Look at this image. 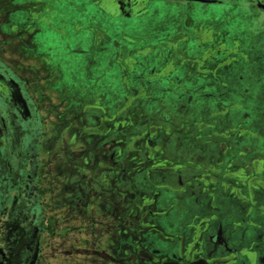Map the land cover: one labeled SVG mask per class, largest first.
<instances>
[{"label":"flooded vegetation","instance_id":"flooded-vegetation-1","mask_svg":"<svg viewBox=\"0 0 264 264\" xmlns=\"http://www.w3.org/2000/svg\"><path fill=\"white\" fill-rule=\"evenodd\" d=\"M163 1L177 4L186 11V25L177 31L183 32L172 40L158 39L150 44L141 43V48H136L140 47L139 44L135 46L139 36L118 33L117 39L108 25L122 18L137 19L146 14L152 0H84L88 9L81 11L82 19L74 22L73 27V32L80 33L76 36L79 42H69L65 52L68 55L73 52L90 54L93 57L90 61L78 63L91 69L97 63L104 64L105 70L88 81L91 98L83 99L82 104L80 99L70 97L68 87H61L64 71L58 56L60 47L45 50L36 41L39 33H51V30L59 31L61 38L72 37L66 32L65 13L57 9L56 15L50 17L43 13L34 15L43 6L56 9L62 0H0V32L5 36H17L18 26L26 33L31 29L29 37L35 43L37 54H46L49 58L50 67L43 86L48 90L50 103L42 110L43 104L36 103L34 114L37 119H42V113H55L57 121L51 132L57 135L58 152L63 156L59 159L67 161L68 166L69 161L63 153L66 148L73 153L68 157L75 164L72 172L74 175L81 173L83 178L74 180L77 188L88 193L89 198H100L105 206L103 210L108 214L110 224L106 228L104 254L97 247L93 248L91 259L94 264H264V152L251 155L246 146L237 142L244 133L260 135L244 128L240 121L232 124L226 113H220L225 111L222 109L191 121H180L177 127L188 130L186 137L190 150L183 164H178L182 161L169 156V148L165 145L169 138L166 131L177 128L175 123H170L171 120L150 121L147 113L140 110L135 115L131 108L137 100L138 103L156 99L163 102L169 95V89H164L168 77L175 88L182 90L180 78L173 79L179 64L186 63L188 75L192 74L190 78L196 80L197 75L207 76L223 65L249 57L243 38L232 37L219 14L211 13L227 0ZM233 1L240 7L250 5L254 12L264 17V0ZM37 2L41 4L40 8ZM180 41H189L201 49L194 55L177 54L172 45ZM165 46L168 53L163 55L162 47ZM177 56L179 59L175 60ZM130 58L132 66L128 62ZM114 67L127 95L123 106L110 110L109 100L105 99L111 82L109 78L104 80L105 83L101 79ZM163 71L168 73L158 76ZM25 78L24 85L28 86L29 81ZM157 82L161 83L158 85ZM2 96L0 93V98ZM32 100H28L29 104ZM4 102L7 113L6 117L0 113V134L6 131L16 137L24 135L29 143L20 141L19 163L15 169L10 164H2L0 156V264H43L45 236L54 227L53 217L44 215V210L38 207L39 195L44 192L38 185L39 137L33 142L30 126L25 125L31 122L29 115L32 113H19L18 105L9 98ZM77 105L87 109L98 107L103 114L92 121V127L78 125V132L73 134L67 132L76 124L69 113ZM152 108L155 113H161L154 105ZM133 125L136 126L134 130L131 129ZM33 127L37 135L47 130L43 122ZM197 128L212 131L213 135L199 134L198 137L202 136L207 143L214 138L218 156L209 157L206 151L199 152L200 143L191 142L197 135ZM84 133L93 135L95 147L89 149L80 144ZM137 134L142 136L136 147H132L130 143ZM14 142L17 145V138ZM24 147L28 151L25 152ZM41 172L48 174L44 167ZM135 181L141 183L142 190L135 193L132 188L130 193L126 192L130 200L118 196L113 204L104 194L107 190L114 193L120 188L126 190ZM97 186L99 192L94 189ZM162 193L165 199H162ZM173 198L184 200L173 202ZM169 213L181 226L180 235L174 234L177 228L171 230L176 224L168 217ZM161 218L166 220L169 232L158 225ZM177 237L185 240L184 247L179 250L171 248Z\"/></svg>","mask_w":264,"mask_h":264},{"label":"rangeland","instance_id":"rangeland-1","mask_svg":"<svg viewBox=\"0 0 264 264\" xmlns=\"http://www.w3.org/2000/svg\"><path fill=\"white\" fill-rule=\"evenodd\" d=\"M236 2L227 0L224 5L218 6V9L211 13L217 12L219 14V19L225 21V29L230 32L232 37L243 38L244 49L249 56L248 60L241 59L228 65H223L215 73L207 76L197 75L194 77L196 80L190 78L192 74L188 75V66L186 63L179 64L174 71L173 79L180 78L182 90L175 88L174 84L170 82L171 78L168 77L166 78L167 83H165L164 89H169L167 91L169 95L163 102L160 99H156L152 102L143 100V103H138L139 100H137L131 108L135 111V113L133 112L135 115L138 112L140 113L141 110L144 111L141 113H147L149 115L147 118L150 121L155 120V122L159 123L162 120H171L170 123H175L176 127L177 124H180V121H191V119H195L206 113L221 109L225 110L220 113H226L228 121L232 124L240 121L243 123L244 128H250L260 135V137H255L252 134L244 133L237 140L238 145L246 146L249 149L247 151L252 155L254 153L264 152V17L254 12L249 7L250 5L240 7V4L238 6ZM19 5H21L20 1ZM36 5L40 8L41 4L37 2ZM84 8L88 9L84 5V0H62L61 5L57 6L56 9L54 6H43L41 8L42 11L39 10L40 12L36 11L34 13V15L43 13L50 17L51 15H56L55 10L58 9L60 13L66 14V26H68L66 32L72 37L68 38L67 36L66 38H61V35L58 33L59 31L51 30V33H39L36 41L39 42V47L45 50L50 47H60L58 56L62 59L61 65L64 71L61 87H68L70 97L72 99L74 97L77 100L80 99L81 104L83 99L87 100L91 98V96L89 97L90 87L87 85L88 81H91L94 77L97 78L105 70L103 69L104 64L97 63L94 65L95 68L91 69L87 68L84 63H78L80 61H90L93 58L90 54L73 52L68 55L65 52V46L69 42L73 40H76L75 43L79 42L76 36L80 33L76 34V31L73 32V27L74 22L82 19L81 11ZM186 16V11L177 4L163 0H152L150 9L146 14H143L137 19H119L115 23H109L108 28L115 33L117 39H119V36L117 37L118 33L122 35L128 32V35L139 36L140 39L136 42L135 46L138 44L140 46L141 43L148 42L150 44L152 41L158 39L163 41L172 40V38L183 32L178 33L177 31L180 26H183L182 28L184 29L187 21ZM20 28L18 26L16 30L17 36L15 34L5 36L0 32V93L3 95L0 98V113L2 116H5L7 113V105L4 100L6 98L11 99L18 105L17 109L19 113H32L29 115L31 122L25 125L28 128L30 126L32 131L30 136H33L31 138V140H34L33 142L36 141L37 136L39 137L38 160H36V163L39 168L38 185L44 192L39 195L40 205L38 207L44 210V215L53 217L54 227L45 236L46 256L43 258V264H94L93 259H91L92 253H94L93 248L97 247V250H101L99 252L103 253L102 249L105 248L107 238L106 228H109L110 220L106 211L103 210L105 206L103 207L104 204L102 205L100 198L97 200L95 198H89L87 196L88 193L84 194L80 192L77 188L78 186L74 183L75 179L83 180V178L81 173L74 175V172H72L75 164L68 157H72L73 153H70L67 148L64 152L65 154L63 153L67 158L66 160L69 161L68 166L67 161L64 162L59 159L63 156L58 152L60 148L57 135L55 136L51 132L52 126L54 128L57 121V116L54 115L55 113H42L44 115V118H42L44 121L41 118L37 119L35 117L36 113L34 111L36 103L40 106L43 104L41 108L39 107L41 110L45 106L48 107V102L50 103L48 90H44L45 85L43 86L50 67L49 58L46 54H37L35 43L29 37V33L32 32L31 29L26 33L24 28L23 31H20ZM21 32L24 34L23 36H21ZM130 39L136 40L135 38ZM172 46L173 51H176L177 54L179 52H187L188 55H194L201 49L189 41H180ZM136 48H141V46ZM166 49H168L166 46L162 47L163 55L168 53ZM94 55L92 54V56ZM177 59H179L178 56L175 57V60ZM128 62L132 66L131 58L128 59ZM115 69L116 67L112 68L101 79L105 83L104 80L109 78L111 82L108 87V97L105 99L106 101L107 98L109 100L110 110H115L119 105L123 106L126 100L125 96L127 95L121 85V81L118 80V73ZM191 71L194 72L193 69ZM166 73L168 72H159L158 76ZM25 77L29 81L28 86L24 85ZM157 83L159 85L161 82ZM31 99L37 102L32 100L29 104L28 100L31 101ZM153 105L161 113H155V110L152 108ZM20 110H23V112H20ZM158 110L156 112H159ZM71 112L69 113L70 118H74L76 124H73L75 127H72V125L67 132H72L73 134L78 132L79 126L92 127V121H96L103 114L98 107L87 109L81 106L79 107L78 105ZM165 114L169 116H165ZM41 120L47 130L43 133L41 132V135H37V132L33 130V126H36L39 122L41 124ZM135 128V125L131 127L132 130ZM166 132L169 138L165 140L167 142L165 145L169 148V156L171 155L181 160L182 162L178 164H183V161L187 158V152L190 150L189 138L186 137L188 130L177 127L175 129L170 128ZM196 132L197 135L190 141L200 143L202 148L199 152L206 151L209 157L218 156L220 153L215 147V139L212 138V141L207 143L202 137L203 135L205 137L207 134L213 135L211 133L212 131L208 128H197ZM199 134L202 136L198 137ZM141 136L140 134L135 135L136 139L130 145L136 147L135 145L137 141L139 142ZM159 137H161V134H159ZM16 138L18 140L17 145L14 142ZM20 141L21 143L28 142L24 135H18L16 137L14 134H8L6 131L0 134V156L2 158V164H10L13 169L18 167ZM95 141L93 135L88 133H84L81 140H79L80 144H84L89 149L92 146H96ZM24 151H28L26 147H24ZM42 167H44L48 174L44 175L45 171L44 173L41 172ZM5 168L8 170L7 166ZM98 182H101V180L98 179ZM129 185L133 186L130 187ZM129 185V188L126 190L120 188L119 192L115 190V193L107 190L104 194L113 204L118 200V196H120L119 198L126 197L127 200H130L126 196V192L130 193L133 188V192L138 193L142 190V186L139 181H135ZM98 187H94V189L99 192L100 189ZM218 196H220V193ZM162 199H165V195H163ZM176 199L184 200L180 198H173L171 200L175 202ZM168 217L174 220L176 224V227L171 230L173 231L177 228L178 231L174 234L180 235L182 228L177 224L174 215L169 213ZM165 223L166 220L164 221L161 218L158 225L163 231L169 232ZM92 242L97 243V245H94ZM184 243L185 240L181 241L177 237L174 239L171 248L179 250L184 247Z\"/></svg>","mask_w":264,"mask_h":264},{"label":"water","instance_id":"water-1","mask_svg":"<svg viewBox=\"0 0 264 264\" xmlns=\"http://www.w3.org/2000/svg\"><path fill=\"white\" fill-rule=\"evenodd\" d=\"M201 1H206V0H201Z\"/></svg>","mask_w":264,"mask_h":264}]
</instances>
